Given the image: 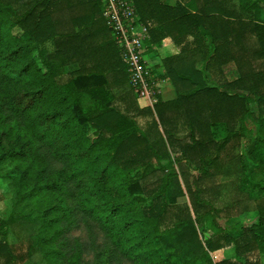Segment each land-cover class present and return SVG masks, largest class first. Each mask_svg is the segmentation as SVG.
Here are the masks:
<instances>
[{
    "label": "trees",
    "instance_id": "trees-1",
    "mask_svg": "<svg viewBox=\"0 0 264 264\" xmlns=\"http://www.w3.org/2000/svg\"><path fill=\"white\" fill-rule=\"evenodd\" d=\"M191 1L132 0L151 41L180 48L163 62L177 98L140 108L102 0H0V179L15 200L0 232L18 224L28 259L258 264L264 205L227 229L205 183L229 163L242 192L264 194V0ZM178 176L189 203L171 200ZM21 262L0 241V264Z\"/></svg>",
    "mask_w": 264,
    "mask_h": 264
},
{
    "label": "rangeland",
    "instance_id": "rangeland-1",
    "mask_svg": "<svg viewBox=\"0 0 264 264\" xmlns=\"http://www.w3.org/2000/svg\"><path fill=\"white\" fill-rule=\"evenodd\" d=\"M52 47L53 45L49 44L42 48L43 50L48 51ZM257 63L259 62L254 61L253 65ZM75 68L70 67L63 71L64 79L66 82L71 81V74L75 70ZM171 90L173 92V96L174 93L177 95L174 87L171 86ZM161 92L162 94L165 93V87L161 88ZM138 105L140 108H146L147 102L145 100L138 99ZM251 108L252 112L255 114L256 119L259 118V107L257 105H253L251 106ZM257 125L258 124L256 120H252L244 124V126L252 130V133L254 135L257 134ZM227 168L228 171L225 170L222 175L217 176L213 180H208L205 183V187L207 186L208 188L212 189L209 192L208 197L213 200V204L217 209L221 211L218 222L227 229L240 226L251 227L252 225L259 222L260 217L258 211L255 209V206L257 204L264 205V194H260L257 192H242L239 189V176L237 175L236 165L233 166L229 165L228 163ZM252 172L254 181L259 182L261 180H264V176H262L257 170H254ZM191 173V176H193L191 178V181H193L194 175H196V173L195 171H191ZM173 190L174 192L171 198L172 201H174L176 198V201L180 203L190 202L189 196L186 195L185 188L180 176H178V180L174 182ZM215 192L217 194L213 195ZM14 203L15 200L13 193L11 192L10 188L0 179V219L8 222L14 217ZM149 205V201L144 202L145 207ZM246 207L247 210H245ZM17 225H14L13 228L11 227L6 236H4L2 232H0V241H7L9 244L18 243V245H20L24 260L26 261L25 264H45L42 256L38 253L34 254L31 259L27 258L26 253L28 252V244L25 240L28 239V234ZM79 234L80 233H77V235ZM262 234L264 235V228L262 229ZM212 256L214 261L221 262L223 260H230L235 258L236 251L234 247H228L219 252L213 253ZM248 258L251 261L257 262L258 264H264L263 251H256L250 254ZM243 261L245 260L243 259ZM21 264L23 263L21 262Z\"/></svg>",
    "mask_w": 264,
    "mask_h": 264
},
{
    "label": "built area",
    "instance_id": "built-area-1",
    "mask_svg": "<svg viewBox=\"0 0 264 264\" xmlns=\"http://www.w3.org/2000/svg\"><path fill=\"white\" fill-rule=\"evenodd\" d=\"M102 1L104 16L122 51L132 89L139 100L147 102L146 107L154 108L161 92L144 55V33L147 30L144 26L142 30L139 28L132 0Z\"/></svg>",
    "mask_w": 264,
    "mask_h": 264
},
{
    "label": "crops",
    "instance_id": "crops-1",
    "mask_svg": "<svg viewBox=\"0 0 264 264\" xmlns=\"http://www.w3.org/2000/svg\"><path fill=\"white\" fill-rule=\"evenodd\" d=\"M164 1L168 2L169 4H176L178 2V0H164ZM183 5L184 6L187 5L190 7L191 5L196 6V3L194 1L187 0L186 4H183ZM259 7H264V3L260 4ZM137 22H138L139 28L142 30L144 27L140 23L138 15H137ZM148 36H149L148 32L145 31L144 33V38H145L144 55L153 72L155 83L160 88L159 89L160 92H161V88L165 87V93L162 94L161 92L160 98L162 99V101H165V102L175 100L177 98V95L174 93V96H173L171 86L172 87L174 86L166 76V69L164 67L163 62L167 58L176 56L180 52V48L173 44V41L171 38H165L161 42L153 43L151 41V37H148Z\"/></svg>",
    "mask_w": 264,
    "mask_h": 264
}]
</instances>
